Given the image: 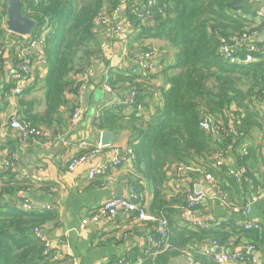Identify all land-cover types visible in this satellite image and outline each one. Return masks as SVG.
I'll list each match as a JSON object with an SVG mask.
<instances>
[{
	"label": "trees",
	"instance_id": "16d2710c",
	"mask_svg": "<svg viewBox=\"0 0 264 264\" xmlns=\"http://www.w3.org/2000/svg\"><path fill=\"white\" fill-rule=\"evenodd\" d=\"M19 2L23 15L37 23L35 33L44 35L48 75L42 98L29 97L34 85L17 97L18 114L25 124L43 133L54 131L65 122L64 108H68L69 122L77 108L69 106L67 93L77 91L72 75L80 73L100 53L95 22L100 15L110 16L116 9H123L133 29L131 46H136L133 51L137 53L154 51L150 41L165 42L175 51L174 64L163 71L162 86L150 83L155 76L153 71L147 78L129 71L109 73L107 84L113 91L134 92L135 102L104 109L96 124L102 132L130 134V185L143 194L142 182L147 183L153 192L150 215L167 221L166 239L158 234V222L147 223L156 246L150 245L144 253L135 252L134 261L141 258L142 264H169L189 250L197 264H218L203 255L198 246L210 241L225 247L233 236L241 235L255 243L257 231L235 224L220 231L181 228L175 218L199 207L189 208L188 188L180 189V195L172 200L167 199L166 192L168 175L175 173L177 167L186 169L189 177L201 172L213 175L227 198L230 190L241 191L235 179L228 177L232 168L223 161L230 155H236L237 168L247 169L248 181L253 179L246 164L249 151L237 152L255 129L262 128L263 119L255 110V101H264V53L255 54L257 61L251 64H230L220 51L223 42L231 44L235 36L263 33L264 17L259 23L255 21L245 0ZM6 19L7 2L0 0V78L7 53H13V39L18 38L5 28ZM256 45L264 48L263 42ZM243 53L245 48L240 54ZM12 90V84L5 85L0 89L2 97H8ZM203 122L210 125L209 130L201 128ZM27 188V182L14 178L0 182V264H69L68 260L59 259L54 250L47 249L46 242L34 233L56 221V212L23 211L11 199ZM230 204L242 209L247 205Z\"/></svg>",
	"mask_w": 264,
	"mask_h": 264
},
{
	"label": "crops",
	"instance_id": "0c3cea01",
	"mask_svg": "<svg viewBox=\"0 0 264 264\" xmlns=\"http://www.w3.org/2000/svg\"><path fill=\"white\" fill-rule=\"evenodd\" d=\"M245 6L255 14V21L260 22L264 17V1L245 0ZM123 12V11H122ZM124 17L125 31L118 35L105 30L97 31V40L101 49L97 57L91 59L87 66H91L89 86L81 98L76 93H67L69 106H81V116L74 126H70L68 120V108L63 109L65 122L57 126L55 130H45L44 135L28 143H20L16 133L11 129L12 118L19 111L18 98L11 94L3 98L0 92V165L5 160H10L12 168L3 170L0 182L11 178L28 183L25 191L15 194L11 199L17 204L30 203L35 210H46L50 206L57 214L54 222L47 223L41 229V236L50 244L56 256L61 260H68L69 264H142L141 258L135 262V252L144 253L149 247L152 229L146 222L138 220L135 214L118 213L113 218H102L97 222L83 224V220L89 218L91 213L105 201L117 197V191L121 190L122 196L127 195L130 186L132 164L127 161L116 170H110L107 176L98 177L88 181L87 175L94 169L103 165H111L115 158H126L130 134L128 132H108L114 134L113 143L99 152L86 164L74 169H68L72 156H79L86 150L78 149L82 143L96 145L101 141L104 133L96 127L95 113L99 106L108 105L111 102H120L127 96V92L116 93L113 96L104 91V85L108 81L111 72H131V61L126 53L136 47L131 46L133 29ZM130 36V37H129ZM14 38L13 41H18ZM258 42H263L258 40ZM156 51L154 79L151 84L157 87L164 83L163 71L175 62V51L167 43L150 41ZM12 43L13 53H7L5 68L0 78V89L7 84H12L13 56L15 45ZM84 69V68H83ZM77 74L72 75V81L76 82ZM48 75L47 65L43 66L35 62L31 74L29 87L35 89L30 98H42L45 92L44 83ZM75 90V89H74ZM40 106L39 110H42ZM70 110V109H69ZM255 110L259 113L262 128L244 140L242 154L249 151L246 162L252 180L246 179L240 185L241 191L230 190L229 202L235 205L245 206L257 198L247 215L236 214L214 198L215 192L205 180L203 172L196 177H189L185 172L180 176L177 173L169 174L166 196L168 200L180 195V189L189 188L192 183L198 182V186L206 193L209 199L194 212L185 211L180 217H176L179 226L190 230L198 227L204 229H226V225L235 224L244 227L247 223L258 225L255 243L241 236H233L225 247H215L214 251L222 250L232 253H244L245 247L254 245V262L251 264H264V102L255 101ZM243 114V113H242ZM251 150L252 153L250 152ZM254 153V154H253ZM236 156V155H235ZM230 155L226 164L231 168L238 167L236 157ZM114 185H109V181ZM145 205L150 212L153 200L151 187L142 182ZM21 200V201H20ZM245 229V228H244ZM152 246V245H151ZM210 241L198 246L202 250L210 247ZM211 248V247H210ZM169 264H197L193 255L188 250L182 255L170 260Z\"/></svg>",
	"mask_w": 264,
	"mask_h": 264
},
{
	"label": "built area",
	"instance_id": "2783aa9c",
	"mask_svg": "<svg viewBox=\"0 0 264 264\" xmlns=\"http://www.w3.org/2000/svg\"><path fill=\"white\" fill-rule=\"evenodd\" d=\"M264 1V0H257ZM123 9L118 8L111 13L110 16H105L104 14L100 15L96 19L97 30H105L111 34L120 35L125 31L124 28V17H123ZM6 28V24H5ZM10 33V32H9ZM264 34L259 31L247 32L241 36H235L231 39V44L223 42L224 45L221 48V54L223 58L229 62L230 64H251L257 61L255 54L264 53V48L261 49L256 45V42L260 40V37ZM18 37V41H16L14 56H13V77H12V85L13 90L11 92V96L18 97L21 93L30 85L31 74L33 71V67L35 62L41 63L43 66L48 65L47 58L43 52L44 50V35L43 33H32L28 37ZM245 48V53L240 54ZM156 51H151L147 53H137L135 51H129L126 53V56L131 61V74L137 75L143 78H147L149 74L154 70V61L156 59ZM91 66L85 67L80 73L77 74L76 77V95L81 98L83 94L86 92L89 86V75H90ZM74 88V89H75ZM104 91L113 96H116V93L113 89L105 83ZM135 102V93L131 92L125 96L124 100L120 102H111L108 105L99 106L95 113V121L96 123L101 116V113L104 109L108 108H116L120 105L130 106ZM264 102V101H263ZM81 114V106L78 105L75 109L72 118L70 120V126H74L78 120L80 119ZM11 129L16 133L17 138L20 143H28L29 141L36 140L44 135L43 131L39 129H35L25 124L19 115H15L10 123ZM201 128L204 130H209L210 125L207 122L201 123ZM105 146H102L101 141L96 145H92L90 143H82L78 145V149L86 150L85 154L82 156H72L69 160L68 169L72 170L75 167L86 164L93 157H95L99 152L104 150ZM131 151L128 149L125 153L126 157L124 161H127L129 164L131 163L130 159ZM226 159H223L225 161ZM123 159L115 158L111 165H103L97 169L92 170L87 175V180L92 181L101 176H107L110 173V170H116L119 165H121ZM123 161V162H124ZM221 163L218 162V166ZM12 168L10 160H5L0 165V176L3 173V170ZM186 173V169L183 167L175 168V173L177 175L181 173ZM204 173V172H203ZM228 177L235 179L238 184H242L246 181L247 169L245 167L241 168H232L228 171ZM205 180L210 185L212 190L215 192L214 198L219 200L223 206L229 208L232 212L236 214L247 215L251 211V206L257 198L253 199L251 202L246 205L245 208L233 207L231 206L229 199L224 195V192L220 186V184L215 180V177L211 174L204 173ZM115 182L109 181V185H114ZM193 187V188H192ZM198 182L192 183V185L188 188L187 194V203L189 208H197L203 205L209 197L206 193L201 190L197 191ZM18 207L23 211L31 212L35 209L33 205L30 203H21L18 204ZM46 210H52L50 206L46 207ZM128 213L135 214L138 220L146 222V223H154L157 224L158 234L162 237V239H166L167 234V221L157 220L154 216L150 215L148 212L145 199L143 194H141L138 190H136L131 185L128 187L126 196H117L111 198L104 203H102L94 213H91L89 218H85L83 220V224L87 225L89 222H97L102 218H113L118 213ZM245 230H259V226L251 223H247L244 226ZM34 233L41 237L43 241V237L41 236V230L35 229ZM148 243L152 246H156V242L149 238ZM211 248L206 247L202 250V254L206 257L212 259L214 262L218 264H251L254 262L253 253L255 251L254 245H248L245 247L244 253H232L228 250L223 251L221 253H216L214 250L217 247L216 242H210ZM47 249H50V244L45 243Z\"/></svg>",
	"mask_w": 264,
	"mask_h": 264
},
{
	"label": "water",
	"instance_id": "95a60500",
	"mask_svg": "<svg viewBox=\"0 0 264 264\" xmlns=\"http://www.w3.org/2000/svg\"><path fill=\"white\" fill-rule=\"evenodd\" d=\"M7 2V19H6V29L11 34L28 37L30 36L34 29L36 28L37 23L25 17L23 15L21 4L19 0H6ZM239 6V4H237ZM144 11H142V15ZM260 41H264V34L260 37ZM114 134L104 132L101 135V144L102 146L108 147L113 143ZM197 191H201L202 187L198 186ZM121 190L117 191V196H122V193H119ZM222 250H217L216 253H221Z\"/></svg>",
	"mask_w": 264,
	"mask_h": 264
},
{
	"label": "rangeland",
	"instance_id": "374dc122",
	"mask_svg": "<svg viewBox=\"0 0 264 264\" xmlns=\"http://www.w3.org/2000/svg\"><path fill=\"white\" fill-rule=\"evenodd\" d=\"M35 32V31H34ZM119 36V35H118Z\"/></svg>",
	"mask_w": 264,
	"mask_h": 264
},
{
	"label": "bare ground",
	"instance_id": "6f19581e",
	"mask_svg": "<svg viewBox=\"0 0 264 264\" xmlns=\"http://www.w3.org/2000/svg\"><path fill=\"white\" fill-rule=\"evenodd\" d=\"M47 80V79H46Z\"/></svg>",
	"mask_w": 264,
	"mask_h": 264
}]
</instances>
